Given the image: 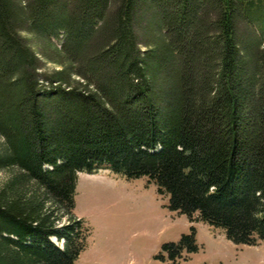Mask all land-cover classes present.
I'll use <instances>...</instances> for the list:
<instances>
[{"label":"trees","instance_id":"trees-1","mask_svg":"<svg viewBox=\"0 0 264 264\" xmlns=\"http://www.w3.org/2000/svg\"><path fill=\"white\" fill-rule=\"evenodd\" d=\"M0 138V171L16 170L0 188V264H76L77 175L98 170L147 178L169 211L256 246L264 0H0ZM198 249L191 226L156 258Z\"/></svg>","mask_w":264,"mask_h":264},{"label":"rangeland","instance_id":"rangeland-1","mask_svg":"<svg viewBox=\"0 0 264 264\" xmlns=\"http://www.w3.org/2000/svg\"><path fill=\"white\" fill-rule=\"evenodd\" d=\"M237 27L241 37L252 35L243 21ZM136 33L142 37L140 29ZM22 37L34 45L30 36ZM44 68L50 71L55 66L46 63ZM15 171H0V188ZM75 202L74 215L89 230L76 264H167L156 258L162 245L178 242L191 226L199 249L194 254L183 251L174 264H264V241L256 246L235 245L223 230L199 221L196 215L190 224L185 215L169 211L168 197L159 195L147 178L127 180L108 170L78 173Z\"/></svg>","mask_w":264,"mask_h":264}]
</instances>
